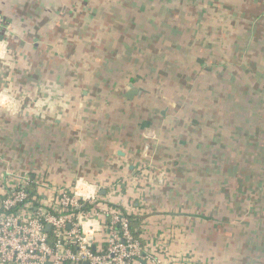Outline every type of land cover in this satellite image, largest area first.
Returning <instances> with one entry per match:
<instances>
[{
    "label": "crops",
    "instance_id": "1",
    "mask_svg": "<svg viewBox=\"0 0 264 264\" xmlns=\"http://www.w3.org/2000/svg\"><path fill=\"white\" fill-rule=\"evenodd\" d=\"M206 2L151 40L175 1L0 0V169L100 183L172 264H264V0Z\"/></svg>",
    "mask_w": 264,
    "mask_h": 264
},
{
    "label": "built area",
    "instance_id": "2",
    "mask_svg": "<svg viewBox=\"0 0 264 264\" xmlns=\"http://www.w3.org/2000/svg\"><path fill=\"white\" fill-rule=\"evenodd\" d=\"M20 101L0 90L1 106L10 110ZM16 168L0 169V264L174 262L169 252L159 255L135 236L132 204L106 201L100 183L77 177L58 184L41 167Z\"/></svg>",
    "mask_w": 264,
    "mask_h": 264
},
{
    "label": "rangeland",
    "instance_id": "3",
    "mask_svg": "<svg viewBox=\"0 0 264 264\" xmlns=\"http://www.w3.org/2000/svg\"><path fill=\"white\" fill-rule=\"evenodd\" d=\"M140 1H142V0H140ZM173 1H175L176 2V4H173L172 6H171V9L167 12V14H168V16H169V18H168V20H165V16L164 17H161V16H157L156 18H158L159 20H161L160 22H157V23H159V24H161V26L159 27V28H157V29H155L154 31H152L151 33H150V35H151V40H154L153 38H155L156 36H157V34H163V32L166 34V35H168L169 33H170V30H169V28H168V26H169V23H170V21L169 20H172L173 19V16H183V15H185V14H187L188 13V15L191 17V21H190V24H188V25H186L187 26V28H192V25H193V20H194V18L195 17H197V15L199 16V11H200V7H202L203 6V4H205V3H207L206 2V0H199V2H201V3H199L196 7H193V6H191L190 7V9H189V12L188 11H186L185 10V4H184V2H186L187 0H173ZM191 1V0H190ZM192 1H195V0H192ZM179 3V6H178V3ZM216 3L215 2H213V5L211 6V5H208V4H205V6H206V8L205 7H203L204 9H206V11H207V14L209 15V14H211V13H214V12H216L217 14L220 12V6L219 5H215ZM203 9V10H204ZM164 11H165V9H164ZM166 12V11H165ZM177 12V13H176ZM196 12L198 13L197 15H196ZM201 13V12H200ZM214 15V14H213ZM212 18L210 19V25H212L213 24V18H215V17H217V18H219L220 17V15L218 14L217 16H211ZM217 18H216V22H217ZM150 20V19H149ZM175 23H178L179 24V22L178 21H174ZM144 25H146V24H144ZM165 26V27H164ZM182 26V25H181ZM213 27L215 26L214 24L212 25ZM140 27V26H139ZM139 27H137V29L135 30L136 32L137 31H139L140 32V30H141V28L139 29ZM145 28V27H144ZM165 28V29H164ZM142 31V30H141ZM214 31V30H213ZM137 34V33H136ZM153 35V36H152ZM152 42V41H151ZM249 106H251V105H249ZM229 142H230V148H233L234 147V145H235V142L233 141V139H232V135H230V137H229ZM245 160V159H244ZM251 171V173H252V170H250ZM230 207H233L232 205H230ZM217 208H219V207H217ZM232 214L234 213V212H231ZM233 223H235L236 221L234 220V221H232ZM139 236L141 237V234H139ZM215 255V254H214Z\"/></svg>",
    "mask_w": 264,
    "mask_h": 264
},
{
    "label": "trees",
    "instance_id": "4",
    "mask_svg": "<svg viewBox=\"0 0 264 264\" xmlns=\"http://www.w3.org/2000/svg\"><path fill=\"white\" fill-rule=\"evenodd\" d=\"M130 220L131 227L135 236L139 237V234L141 232L142 218L138 215H131Z\"/></svg>",
    "mask_w": 264,
    "mask_h": 264
},
{
    "label": "water",
    "instance_id": "5",
    "mask_svg": "<svg viewBox=\"0 0 264 264\" xmlns=\"http://www.w3.org/2000/svg\"><path fill=\"white\" fill-rule=\"evenodd\" d=\"M129 87L131 88L132 92L130 94H127L128 97H133L134 95L136 94H139L140 93V90H136V88H134V85L132 83L129 84ZM18 110H19V107L18 106H15L13 108V114H17L18 113ZM147 149V146L145 147V151ZM102 194H105V190H102L101 191ZM50 226L47 227V229H49ZM85 264H88V262H85Z\"/></svg>",
    "mask_w": 264,
    "mask_h": 264
}]
</instances>
